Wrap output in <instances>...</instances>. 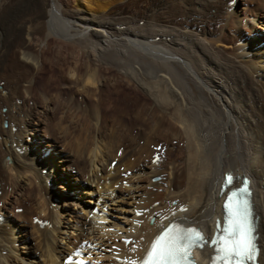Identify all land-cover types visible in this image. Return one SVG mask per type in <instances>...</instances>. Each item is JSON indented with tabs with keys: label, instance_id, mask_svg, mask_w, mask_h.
Here are the masks:
<instances>
[{
	"label": "bare ground",
	"instance_id": "1",
	"mask_svg": "<svg viewBox=\"0 0 264 264\" xmlns=\"http://www.w3.org/2000/svg\"><path fill=\"white\" fill-rule=\"evenodd\" d=\"M240 1L252 18L241 16L239 0H0V264H33L18 253L20 240L31 246L18 220L32 221L37 264H65L84 243L103 258L95 264H130L173 220L211 236L225 173L232 187L251 179L264 264V0ZM54 63L61 71L47 73ZM59 80L75 95L49 98L46 87ZM122 83L136 124L128 104L115 114L104 98L106 86ZM63 122L79 130L78 155ZM54 160L64 162L65 191L52 185ZM75 187L95 206L72 209ZM108 214L117 220L107 224ZM212 254L205 246L196 258L208 264Z\"/></svg>",
	"mask_w": 264,
	"mask_h": 264
},
{
	"label": "rangeland",
	"instance_id": "2",
	"mask_svg": "<svg viewBox=\"0 0 264 264\" xmlns=\"http://www.w3.org/2000/svg\"><path fill=\"white\" fill-rule=\"evenodd\" d=\"M237 2H238V0H237ZM237 2H236V4H237ZM239 2H240V8L241 9H239V12H240V14H241V16H243V14H244V16H243V18L246 16V18H247V16H248V18H252V13H253V7L250 5V4H247L246 6H243L242 5V2L239 0ZM236 4H233V5H231V7H233V6H235ZM75 5V6H74ZM73 5V3L71 4V6L70 7H72V8H76V4H74ZM74 8V9H75ZM244 8V9H243ZM246 8V9H245ZM248 9H249V11H248ZM250 9H251V12H250ZM245 10H247V12L245 11ZM247 13H245V12ZM249 12H250V14H249ZM214 26V28L217 30H219L220 29V27H221V25H218L217 26V24H215V25H213ZM216 26V27H215ZM247 26V25H246ZM249 27V26H248ZM228 45H229V43H227ZM54 50V51H53ZM56 51H57V48L56 47H52V50H51V53L52 54H56ZM67 59H68V57H67ZM66 65V64H65ZM47 66V65H46ZM53 67H54V69L56 70V71H54V69H53ZM47 68H48V70H47ZM47 68H46V72L47 73H49V70H52L53 72V74L54 75H56V74H58V72H60L61 70H60V67H59V65H58V63H54V66H53V64H52V67L51 66H47ZM51 68V69H50ZM57 69H58V71H57ZM45 72V74H41L40 76H38L37 78H41V79H37L36 80V83L38 84L39 83V81H40V83L42 82L43 83V81L45 82V80H43L42 79V77H44V79L46 78V76H48V74ZM42 75H44V76H42ZM42 76V77H41ZM43 80V81H42ZM38 81V82H37ZM61 81V82H60ZM63 80H59V82L57 83V82H51L50 83V85H48L47 87H46V92H48V97L49 98H59V100H61V101H65V100H68L69 98H70V96L73 94V95H75V93H74V91L72 90V89H69L68 88V86H69V83L67 82V81H64L65 83V85L63 84V82H62ZM54 83V84H53ZM68 85H67V84ZM1 84V87L4 85V82H1L0 83ZM49 86H50V88H49ZM0 87V88H1ZM67 87V88H66ZM50 90H49V89ZM125 89V90H124ZM69 90H71L70 91V93H69ZM113 90V91H112ZM59 91V92H58ZM61 91V92H60ZM119 91V92H118ZM55 92V93H54ZM73 92V93H72ZM110 92V93H109ZM113 92V93H112ZM4 95H7V92H6V90L5 91H3L2 92ZM50 93V94H49ZM116 93V94H115ZM50 95H52V96H50ZM57 95V96H56ZM78 94H76V96H77ZM105 96H104V98L106 99V101H107V103L109 104L110 102H113V110H114V106H116L115 107V109H117L118 107H127L128 105V109H127V113L129 114V119H130V121L133 123H135V121H133V118H132V111H131V109H132V107H133V104H134V102H133V100H134V98H131L130 99V95H129V97H127L128 96V94H127V85L125 84V83H122V86H121V88L120 89H115V88H113L111 85H108V86H106L105 87V94H104ZM111 95V96H110ZM127 95V96H126ZM129 99V101H127L128 99L126 98V97ZM63 97V98H62ZM83 97V96H82ZM111 97V98H110ZM125 97V98H124ZM66 98V99H65ZM77 98H81V95H80V97H79V95H78V97ZM119 98V99H118ZM109 99V100H108ZM125 99H127V100H125ZM36 101L38 100L37 98L35 99ZM111 100V101H110ZM114 100H115V102H114ZM123 100H124V103H123ZM131 100V101H130ZM109 101V102H108ZM90 102V101H89ZM114 103H115V105H114ZM122 103V104H121ZM126 103V104H125ZM131 103V104H130ZM128 104V105H127ZM29 105L30 106H32L33 105V101H30L29 102ZM118 105H120V106H118ZM132 105V106H131ZM82 106L83 107H85V103L84 104H82ZM130 107H131V109H130ZM121 108H119V110L117 109L115 112V114H117L119 111L121 112V110H120ZM130 109V110H129ZM3 111L5 112V109H3ZM129 111V112H128ZM131 112V113H130ZM59 114H60V112H59ZM127 114V115H128ZM59 116V115H58ZM128 117H127V119H128ZM6 122H4V124L3 125H5L6 127H7V123L5 124ZM52 124L54 125V121L52 122ZM55 124H59V122H57V121H55ZM63 124H64V122H63ZM65 124H66V122H65ZM64 124V125H65ZM136 124V123H135ZM69 126V132H72V130L71 129H73V132L71 133V137H70V140H71V143L72 144H70L69 146H71V147H69L70 148V150H71V148H72V152H73V154H77L78 155V153H77V150L80 148L79 146H77L76 145V148H74L75 147V139H73V138H75V135L76 134H78V132H79V130L78 131H76V127H73V126H75V125H73L72 124V126H70L71 124H66L65 126ZM78 125V124H77ZM67 126V127H68ZM79 126V125H78ZM83 126V125H82ZM91 127V126H90ZM75 128V129H74ZM71 130V131H70ZM73 134V135H72ZM32 137H33V139H37V141L40 139V136H38V135H31ZM70 136V135H69ZM72 136H73V138H72ZM72 138V139H71ZM46 140H48L47 138H45ZM103 140V139H102ZM7 142H8V140H7ZM81 149H82V146H81ZM81 151H83V149L81 150ZM75 152V153H74ZM173 152H174V154H178V153H180V154H178V156H181V152H182V154H183V151L180 149V148H177L176 149V151L175 150H173ZM80 153V152H79ZM173 154V155H174ZM76 155V156H77ZM63 163L64 162H61V163H57L55 160L53 161V168L55 169V171H56V174H57V177L56 178H54V179H51V180H53V182H52V185H53V187L55 188V189H61L60 191H65V188L68 186L69 187V184L70 183H68V181H66L65 180V177H64V174H62V173H66L65 172V169L64 168H62L63 167ZM59 164H60V166H59ZM66 171H67V173H71L68 169H66ZM155 178V177H154ZM152 181H153V179H152ZM28 192V188H27V190H25V191H23V194H26ZM161 192H162V190H161ZM79 194H81V196L80 197H78V195ZM71 195H72V197H73V203H72V209H77L78 207L77 206H75L76 204H77V202L79 201V209H81V207L82 206H85V205H87V206H89V207H92V206H95L94 204H92V203H90L88 200H90V198L92 197V196H89L87 193H79L78 192V190H77V188L75 187V188H73L72 190H71ZM84 196V197H83ZM81 199V200H80ZM87 199V200H86ZM77 201V202H76ZM88 201V202H87ZM26 204L25 205H29L31 202H30V200L28 201H26L25 202ZM128 203H129V200H128ZM1 204L2 203H0V206H1ZM81 204V205H80ZM58 204L56 203V201H55V207L57 206ZM18 206H23L24 207V205H22V204H19ZM81 206V207H80ZM114 205H111V207H113ZM125 206L127 207V208H130L131 206L129 205V204H125ZM19 208V209H17V208H13V215L14 216H18V215H21L22 213H23V211H24V209L23 208ZM72 209H70V211L72 210ZM114 212V210H110V213H113ZM16 213V214H15ZM116 215L118 214V215H120L121 216V214L119 213V212H114ZM128 215H130V213H128ZM36 216H37V214H36ZM36 216H35V219H36ZM107 216H109L110 217V219H109V221L107 220L106 221V223L107 224H110V223H112L114 220H117V217H115V216H112L111 214H108ZM67 217H69L68 215H67ZM66 218V217H65ZM38 219V218H37ZM29 222H30V224H29ZM32 221L31 220H25V221H23V222H20L19 220L17 221V225H18V230H19V232H20V230H21V232H20V235H22V236H20V239L22 238V237H24L25 235L28 237V235H29V237H30V240H29V244L31 245V246H29V247H27V249L25 248L24 249V246L22 245L23 244V240H20L19 241V250H18V253H19V255H21V256H26V260L28 261V260H32L31 262H33V264L35 263V264H37V262H38V254L40 253V248H38V243H36L37 241H35V240H37V237L38 236H35L37 233L34 231V233H33V235H32V232H30V230H31V228H32V223H31ZM34 222H35V220H34ZM26 223V224H25ZM23 224V225H22ZM19 225H21V226H19ZM30 227V228H29ZM40 227H43V225L41 224L40 225ZM25 232V233H24ZM79 233V231H74L72 234L74 235V236H76V235H78V233ZM77 233V234H76ZM24 234V235H23ZM39 235V234H38ZM35 238H33V237ZM33 238V239H32ZM33 243V244H32ZM30 247H31V249H30ZM94 247H96L95 245H94ZM99 246H97V248H98ZM37 248V249H36ZM104 250V249H103ZM37 251V252H36ZM105 252H107L106 250H104ZM38 253V254H37ZM93 256H98V258H99V261L101 260L102 261V259L103 258H101L100 259V253L97 251L96 252V250H95V252L93 253L92 252V257L91 258H94ZM36 258L35 260L33 259V258Z\"/></svg>",
	"mask_w": 264,
	"mask_h": 264
},
{
	"label": "snow or ice",
	"instance_id": "3",
	"mask_svg": "<svg viewBox=\"0 0 264 264\" xmlns=\"http://www.w3.org/2000/svg\"><path fill=\"white\" fill-rule=\"evenodd\" d=\"M231 179L232 177H228L229 181ZM240 192L246 193L247 188L240 189ZM236 195L237 193H233V196ZM225 207L229 210L231 224L230 229L225 230L226 236L221 241L223 248L219 251L223 252L222 264H233V261L235 264H245V261L253 258L256 250L255 237L252 235L254 229L251 205L247 200L234 203L232 197H229ZM194 232V229L181 228L179 225L165 229L163 234L157 237L153 251L149 253L154 256L151 264H183L184 261L191 260L190 250L204 240L201 235L193 237L191 234Z\"/></svg>",
	"mask_w": 264,
	"mask_h": 264
}]
</instances>
